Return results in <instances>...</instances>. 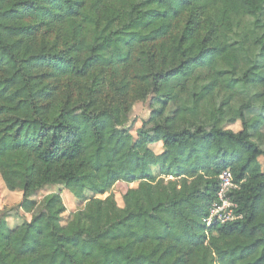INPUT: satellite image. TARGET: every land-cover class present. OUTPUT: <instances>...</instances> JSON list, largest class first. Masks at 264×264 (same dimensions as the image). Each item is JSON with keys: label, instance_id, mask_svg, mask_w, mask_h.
I'll return each mask as SVG.
<instances>
[{"label": "trees", "instance_id": "1", "mask_svg": "<svg viewBox=\"0 0 264 264\" xmlns=\"http://www.w3.org/2000/svg\"><path fill=\"white\" fill-rule=\"evenodd\" d=\"M149 93L135 138L128 112ZM255 101L264 0H0V174L32 216L0 218V264H264ZM225 172L241 218L208 226ZM118 183L137 185L124 207ZM57 184L86 203L66 226L60 194L26 199Z\"/></svg>", "mask_w": 264, "mask_h": 264}, {"label": "rangeland", "instance_id": "2", "mask_svg": "<svg viewBox=\"0 0 264 264\" xmlns=\"http://www.w3.org/2000/svg\"><path fill=\"white\" fill-rule=\"evenodd\" d=\"M181 28V27H180ZM174 36H180V31L177 30ZM43 46L54 53L60 52L62 50H67L70 48L71 43L58 44L55 40H49L46 36L43 37ZM106 104L117 102L116 99H112L106 96L104 99ZM174 110V107H170V111ZM152 112V95L149 93L142 100L134 102L131 106L130 111L128 112V123L126 124L125 129L129 131L135 138L137 137L138 131L142 126L148 122ZM263 115L264 110L260 107L259 102L255 101L252 104L250 110L246 111V119H251L253 116ZM224 129H229L234 132H238L242 129L241 122L236 124H226ZM264 134V127L262 129ZM258 146L262 149L263 155L260 157L259 161L264 173V138L255 139ZM153 151L157 154L163 151V145L157 144L151 147ZM155 173L158 175V170L155 169ZM137 185H128L126 183H118L112 193L116 199V202L120 207H124L123 195L131 188H135ZM50 194H60L63 202L66 206L67 212L62 216L61 223L66 226L74 216V214L85 208L86 203L78 201L65 187L63 184L50 185L44 187L40 192L29 195L26 199L37 202L39 207L37 211L40 210L41 203L43 199ZM86 199L92 200L94 196L90 193H86ZM101 198V197H100ZM24 199V193L22 191H9L1 177L0 174V218H5L8 222L10 229H15L21 226L25 222H29L32 218L31 214L25 213L21 210L20 204Z\"/></svg>", "mask_w": 264, "mask_h": 264}, {"label": "built area", "instance_id": "3", "mask_svg": "<svg viewBox=\"0 0 264 264\" xmlns=\"http://www.w3.org/2000/svg\"><path fill=\"white\" fill-rule=\"evenodd\" d=\"M221 185L218 192V203L214 205L206 223L208 226L212 224H225L241 218L235 213L237 204L233 203L229 194L238 187L233 182L232 174L225 172L220 176Z\"/></svg>", "mask_w": 264, "mask_h": 264}]
</instances>
